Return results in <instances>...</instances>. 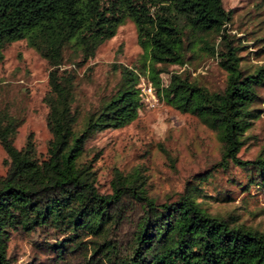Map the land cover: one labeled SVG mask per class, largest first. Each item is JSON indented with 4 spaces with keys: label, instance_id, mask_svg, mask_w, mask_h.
<instances>
[{
    "label": "trees",
    "instance_id": "1",
    "mask_svg": "<svg viewBox=\"0 0 264 264\" xmlns=\"http://www.w3.org/2000/svg\"><path fill=\"white\" fill-rule=\"evenodd\" d=\"M125 19L135 27L159 96L216 132L221 163L231 161L246 172L241 190L264 189V157L241 161L236 156L240 137L259 117L256 106L263 99L257 89L264 86V65L240 66V47L225 32L231 11L221 0H0V50L25 40L48 66L43 101L50 133L44 157L36 153L30 134L16 148L22 117L0 108L6 166L0 177V264H12L7 255L11 233H35L54 264H70L74 255H81L83 264H264V231L239 223L236 215L209 214L190 194L157 204L136 173L117 172L110 194L96 190L89 164L80 161L84 145L95 133L136 118L142 104L139 73L121 66L116 89L79 123L74 75L62 66L66 52L77 66L93 57ZM209 33L219 36L216 43L202 39ZM198 42L226 72L224 88L210 91L175 72L160 87L158 74L164 70L155 65L184 64L186 52ZM197 189L194 183L192 190ZM136 210L141 213L131 238L122 244L115 236Z\"/></svg>",
    "mask_w": 264,
    "mask_h": 264
},
{
    "label": "rangeland",
    "instance_id": "2",
    "mask_svg": "<svg viewBox=\"0 0 264 264\" xmlns=\"http://www.w3.org/2000/svg\"><path fill=\"white\" fill-rule=\"evenodd\" d=\"M222 7L231 11L225 32L239 46V64L253 70L264 65V0H221ZM207 44L219 39L215 33L202 37ZM198 42L186 52L182 65H155L163 69L158 74L159 86L168 83L170 73L186 76L210 91L222 90L226 72L217 59L202 49ZM65 53L62 68L74 75V105L79 111L78 122L102 99L116 89L120 67L133 69L146 82H152L145 51L138 45L135 27L125 19L115 34L96 48L93 57L77 66ZM77 59L74 60L76 62ZM48 66L25 40L12 41L0 50V108L21 116L13 145L20 148L28 134L36 153L44 157L50 133L45 125L47 107L43 98L48 91ZM153 90L156 102L150 106L141 98L134 120L120 128L106 129L92 135L85 143L80 161L89 164L94 185L100 194L111 193V180L117 172L122 176L137 174L148 196L155 203L175 202L192 195L195 202L209 214L236 215L245 226L264 231V189L250 186L239 188L247 180L246 172L237 164L221 163V143L215 131L206 127L196 116L181 113ZM262 97L259 117L240 137L236 152L239 160L264 157V86L257 89ZM5 153L0 147V177L4 175ZM207 176V177H206ZM206 177V180L199 181ZM199 181V182H198ZM198 189L193 191L192 185ZM226 196L231 197L226 201ZM141 210L132 212L115 236L122 244L129 242L133 225ZM40 237L35 233H11L7 255L12 264H54L49 254L40 249ZM70 264H83L81 255H74Z\"/></svg>",
    "mask_w": 264,
    "mask_h": 264
},
{
    "label": "built area",
    "instance_id": "3",
    "mask_svg": "<svg viewBox=\"0 0 264 264\" xmlns=\"http://www.w3.org/2000/svg\"><path fill=\"white\" fill-rule=\"evenodd\" d=\"M137 75L138 79L136 86L139 90L140 97L143 98L145 102H148L150 106L154 105L156 102V96L153 90L152 82H146L140 77V74Z\"/></svg>",
    "mask_w": 264,
    "mask_h": 264
}]
</instances>
